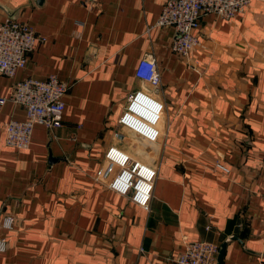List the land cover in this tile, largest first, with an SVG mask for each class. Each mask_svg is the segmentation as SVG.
Masks as SVG:
<instances>
[{
    "label": "crops",
    "instance_id": "1",
    "mask_svg": "<svg viewBox=\"0 0 264 264\" xmlns=\"http://www.w3.org/2000/svg\"><path fill=\"white\" fill-rule=\"evenodd\" d=\"M165 2L0 0V21L8 12L45 38L24 69L0 75V264H175L184 237L227 240L221 264H264V0L231 20L202 16L189 58L172 52L173 27L156 26ZM144 58L156 88L135 78ZM51 76L70 84L62 126L8 147L5 124L25 119L8 100L14 83ZM137 91L164 105L151 157L119 131ZM111 146L157 168L148 211L94 181Z\"/></svg>",
    "mask_w": 264,
    "mask_h": 264
},
{
    "label": "built area",
    "instance_id": "2",
    "mask_svg": "<svg viewBox=\"0 0 264 264\" xmlns=\"http://www.w3.org/2000/svg\"><path fill=\"white\" fill-rule=\"evenodd\" d=\"M96 2L89 0L90 5ZM250 4L251 0H166L156 26L173 27L177 37L172 41V52L189 58L201 43L198 31L202 16L212 14L222 20H231L244 13ZM37 42L44 43L45 38L38 36L27 23L10 18L0 21V75L12 78L24 69L27 54ZM134 75L153 88L160 84L161 77L154 59L140 60ZM69 88L68 82L54 76L46 80L26 78L15 82L8 100L23 109L25 119H11L5 124V144L16 150H26L35 126H42L48 131L60 128L65 109L64 97ZM6 101L0 98V107ZM163 113L164 105L160 101L144 91H137L129 95L118 125L142 142L154 146L162 136ZM214 166L225 174L229 172L220 162ZM156 178L155 166L134 159L115 146L106 149L103 165L94 174L95 182L145 211L149 210ZM15 223L11 215L1 218V228L5 231L12 230ZM7 243L6 236L0 237V253L5 252ZM218 248L212 242L184 237L175 264H216Z\"/></svg>",
    "mask_w": 264,
    "mask_h": 264
},
{
    "label": "rangeland",
    "instance_id": "3",
    "mask_svg": "<svg viewBox=\"0 0 264 264\" xmlns=\"http://www.w3.org/2000/svg\"><path fill=\"white\" fill-rule=\"evenodd\" d=\"M121 134H127L126 140L124 143H126L128 146H130V148H132L134 151H148V154H146L147 156L149 155V157L153 156V151L156 148V146H151L148 145L144 142L140 143V141L137 140V138L134 137V135L127 133V131L125 130H119ZM143 156H145V154L143 153Z\"/></svg>",
    "mask_w": 264,
    "mask_h": 264
},
{
    "label": "water",
    "instance_id": "4",
    "mask_svg": "<svg viewBox=\"0 0 264 264\" xmlns=\"http://www.w3.org/2000/svg\"><path fill=\"white\" fill-rule=\"evenodd\" d=\"M34 1H35V4L37 6H42L43 3H44V0H34ZM6 14H7L8 18L15 19V17H13V15H11L10 13L6 12ZM49 160L56 161V159L55 158H52L51 155L49 156ZM229 240H237V238L235 236H232V237L229 238ZM227 242L228 241L226 240V241H224L219 246V248H218V254H217V259H216V264H221L222 263Z\"/></svg>",
    "mask_w": 264,
    "mask_h": 264
}]
</instances>
